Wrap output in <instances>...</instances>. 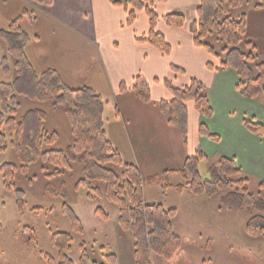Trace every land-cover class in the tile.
Listing matches in <instances>:
<instances>
[{
	"label": "trees",
	"instance_id": "obj_1",
	"mask_svg": "<svg viewBox=\"0 0 264 264\" xmlns=\"http://www.w3.org/2000/svg\"><path fill=\"white\" fill-rule=\"evenodd\" d=\"M40 5H49L51 0H31ZM111 5L121 7L126 12L125 23L130 25L138 11H144L148 20V32L141 41L169 54L171 46L165 37L155 30L160 19L167 25L183 27L185 16L179 12L163 16L155 11V4L163 0H108ZM244 0H200L196 8V18L191 25L193 44L203 48L217 64L207 63L210 70L231 69L237 76L236 89L247 98H256L264 93V55L254 52L252 44L245 38V15L236 18L232 10L243 5ZM255 8H264V0H257ZM30 17V15H29ZM215 36L223 46L216 49L206 39ZM0 39L7 47L12 59L13 76L8 81L0 80V152L8 147L14 150L17 163L3 162L0 165L2 186L14 197L17 213L22 215L26 207L25 193L16 184L17 172L24 173L38 162L49 165L53 171L49 177L59 176L73 170L78 164L81 176L75 187L86 188V196L91 201L105 199L117 207L116 224L119 229L129 233L133 245L134 264H152L153 254L171 259L180 249L181 240L174 232L173 220L177 209L164 207L162 203L147 202L143 188L145 185L159 183L161 189H174L178 194L187 192L192 196L212 197L221 193L222 206L233 211H248L245 233L249 237L264 234V182L259 183V191L253 194L248 189L249 179L237 165L234 157L220 155L210 162L207 175L200 172V162L207 160L201 150L184 158L180 167L164 170L159 175L143 177L138 166L125 161L119 150L107 138L104 129L103 111L106 102L92 88L82 85H67L53 69L37 72L25 54L30 37L19 25V18L10 21L6 29H0ZM6 58L2 56V72L7 74ZM11 71V70H10ZM175 94L172 101H161L160 111L166 114L182 112V100L192 99L195 108L204 117L212 114V108L205 87L195 79L180 88L166 84ZM120 91L125 90L120 84ZM137 99L151 102L148 83L141 76L132 79L129 89ZM19 97L42 102L52 101L62 109L71 141L63 148H53L59 141L58 130L46 127L47 113L41 108H28L19 114ZM182 120V118H181ZM168 123H172L170 119ZM245 129L256 136L264 135V126L254 120H243ZM183 130V127L181 128ZM200 135L218 140V135L210 132L204 123L198 126ZM177 174L181 182L172 184L170 175ZM45 194L62 201L60 213L70 225L71 233L48 230L50 245L54 254L39 253L43 264H100L91 259L84 243H80L77 261L70 258L73 236L83 234L84 227L74 209L66 201L64 185L59 188L45 185ZM33 214L46 210L31 207ZM94 214L103 220L109 215L100 206ZM35 229L24 226L21 241L28 248L38 245ZM105 261L116 264L115 254H106Z\"/></svg>",
	"mask_w": 264,
	"mask_h": 264
},
{
	"label": "crops",
	"instance_id": "obj_2",
	"mask_svg": "<svg viewBox=\"0 0 264 264\" xmlns=\"http://www.w3.org/2000/svg\"><path fill=\"white\" fill-rule=\"evenodd\" d=\"M21 1L23 3L29 1L36 8V13L32 14L34 17L30 15L32 26L37 22L35 17L38 12L47 19L44 28L41 27L43 30L33 29V34L26 31L30 40L25 47V54L34 70L40 72L48 68L53 69L69 85L70 81L68 80L72 78L69 75L70 61L63 66L61 58L69 59L71 54L70 51L62 47L61 50H58L59 41L64 42V40L53 37L55 27L58 28V31H64L68 39L70 37L71 40L85 41L96 51L99 59L90 66L91 73L95 78L92 80L94 89L90 88L96 92L100 90L105 92L108 99L104 111L109 101L113 102L115 109L112 113V124L108 128L105 126L106 120L104 121L107 138L119 150L125 161L138 166L143 177L159 175L164 170L180 167L185 155L170 150L161 140L160 137H164L163 131L168 133L172 130L167 126L157 106L152 102L140 101L129 89L132 79L136 74H140L141 69H144L146 72H150L149 76L142 75V77L149 85L152 101L170 98L171 94L162 81L160 82L159 74L169 73L173 64L186 74L185 76L173 74L180 79V82L176 83L186 86L191 79L202 83L212 108L211 116L204 117L195 108L192 101L188 102L186 122L189 125L187 132L189 137L186 144L189 154L194 155L197 150H201V143L205 145L211 144V141H218L221 143V148H215L214 152L234 157L246 177L251 173H255L254 175L259 177L264 172V135L256 136L247 131L243 125L244 119H252L264 126V93L256 98H247L236 89L238 78L234 71L207 68V63L217 64V62L203 48L193 44L191 33V25L196 18V8L200 0H164L155 4V11L159 15L179 12L185 16V23L181 28L167 25L163 19L157 22V24L160 23L158 32L171 46L167 55L149 43L141 41L149 29L144 11H138L133 23L127 25L125 23L126 12L123 8L111 5L108 0H51V4L45 6L31 0ZM59 4L70 6L77 13L81 10L85 11L86 16L91 14V20H87V17H85L86 19L82 17L75 19L77 24L86 25V30L90 32H83L82 28L74 27L71 12L75 11L60 13ZM254 5H248L241 11L245 15V38L252 44L255 53L264 55V8H255ZM107 12L114 18H107ZM24 17L28 18L29 16H20L19 22H22ZM13 19L15 18L11 20ZM111 30L112 32L117 31L120 38L114 40L115 34ZM117 39L121 42V47L117 45L119 44ZM120 67L123 74L118 69ZM127 69L129 70L128 74L124 73L127 72ZM66 76L69 78L65 80ZM120 84H124V91L119 90ZM102 91L99 94L103 98ZM129 106L134 111H130ZM148 107H152V109ZM137 109L138 113L135 112ZM200 123H204L210 132L218 135V140L200 135L198 131ZM177 135L179 134L177 133ZM174 175L177 174H171L170 177ZM178 195L190 194L183 192ZM218 195L221 196V194ZM213 212L222 214L233 212V210L220 206ZM234 212L238 213V211ZM219 224L218 220H204L205 228L211 232V238H209L211 249L217 236L215 234ZM230 239L227 240V243L225 242L228 248L232 247L233 243V238ZM263 239L264 234L256 237L246 235V238L237 239L235 244L237 250L241 252L264 253V246L260 248L258 244V241H263ZM228 260L230 261V259ZM116 264H121L118 259ZM226 264L229 263L226 262Z\"/></svg>",
	"mask_w": 264,
	"mask_h": 264
},
{
	"label": "rangeland",
	"instance_id": "obj_3",
	"mask_svg": "<svg viewBox=\"0 0 264 264\" xmlns=\"http://www.w3.org/2000/svg\"><path fill=\"white\" fill-rule=\"evenodd\" d=\"M256 2L257 0H244L241 7L232 10V17L236 18L248 5L255 4ZM55 7H57V4H55ZM59 7L60 13L75 11L65 4H59ZM35 10L36 8L32 6L29 1L23 3L21 0H8L6 2L0 0V29H6L12 18L34 15L36 13ZM79 12H71L72 25L82 28L83 32H90L86 30V25L77 24L75 19L80 17L86 19L85 17H87V20H91V14H87L86 16L84 14L85 11L81 10ZM33 15L32 17H34ZM160 15L163 16L162 14ZM32 17H24L22 22H19V25L29 34H33V29L39 31L43 30L41 27L43 26L44 28L45 20H47L44 15L38 12L35 17L37 18V22L32 26ZM106 17L110 19L114 18L109 12H107ZM158 24L155 26L156 31L160 29ZM112 33L115 34L114 40L120 38L118 37L120 35L117 31ZM53 37L63 38L64 42L59 41L58 50H61L62 47L70 51L71 54L69 59L61 58L63 60V66L70 61L69 64L71 66H69V75H71L72 78L68 80L70 81L68 82L69 86L78 87L86 85L93 88L94 84H92V80L95 78L93 76L94 74L91 73L90 66L95 64L99 59L96 51L85 41L71 40L70 37L68 39L66 33L61 30L58 31L57 27H55V35ZM206 41L217 50L223 46L222 42L218 41L215 36H209ZM117 43H119L117 44L119 47L122 46L118 39ZM2 56L6 58L5 65L8 66V72L4 74L0 64V80L8 81L13 76L12 59L7 53L6 44L0 39V62ZM118 69L123 74L122 68L120 67ZM128 72L129 70L127 69V72L124 73L128 74ZM169 73L163 72L159 74L160 82L162 81V84L167 88L171 97L165 100L151 101L157 106L158 110H160L159 105L161 101L170 102L172 99H175V94L167 87V83H170L173 88L183 87V85L177 84L180 82V79L175 75L185 76L186 74L174 64L170 67ZM142 75L149 76L150 72L148 73L144 69H141L140 74H136L135 76L142 77ZM68 76L65 77V80L69 78ZM154 84L157 85L155 82ZM95 87L97 90V86ZM102 93L104 95V101L107 102L108 98L105 92L102 91ZM190 101L193 102L190 98L182 100L181 113L177 112L172 114L169 109L166 111V114L161 112L164 121L167 126L171 128L172 132L167 133L163 131L164 137H159L170 150H173L175 153L178 152L179 154L184 153L185 157L190 155L188 145L186 144V140L189 137L187 133L189 125H187L186 117L188 114V102ZM19 102V114L33 107L41 108L46 111L48 115L46 122L47 129L49 131L58 130L60 133L59 141L53 148H63L71 141V134L69 133L67 121L60 107L54 106L50 100L36 102L25 97H19ZM107 105L104 111V121L106 120L105 126L108 128V126L112 124V113L115 109L113 102L109 101ZM148 108L152 109V107ZM129 110L134 111L131 106H129ZM135 112L138 113L139 110L137 109ZM168 119L173 122L168 123ZM182 127L183 130L181 129ZM176 132L179 135H177ZM178 139H180L181 142L178 141ZM200 147L201 152L206 155L207 160H202L199 168L201 174L206 176L209 163L214 162L220 156V154L214 152V149L221 148V143L218 141H211V144L207 143L203 145V143H201ZM3 162H18L14 150L10 147L4 152H0V165ZM73 166L74 168L72 171L54 177L48 176V174L52 173L53 169L43 162H38L30 166L24 173L17 172L16 184L24 191L27 204L22 215L17 213L14 197L11 192L3 188L0 174V264H43L44 262L40 259L39 253H55L50 245V233L48 230H60L71 233L69 223L60 213L62 201L44 192L45 185L47 184L55 188L64 185L66 190V201L74 209L84 227L83 234L79 235L72 233L73 243L69 253L71 259L77 261L79 246L80 243L83 242L90 253L91 259L97 261V263L109 264L105 261L104 256L112 253L115 254L121 264H134L132 238L129 233L121 231L116 224L117 207L105 199L91 201L86 196V188L75 187L77 180L81 176V167L78 164ZM254 174L255 173H251L247 175L249 179L248 189L250 192L257 195L259 183L264 182V172H262L259 177ZM170 182L172 184L179 183L181 182V178L178 175H174L170 177ZM222 192L224 193L225 191ZM221 193L219 192L218 194ZM143 194L147 202H158L162 203L164 207H174L177 209L176 217L173 220V229L181 240L180 249L171 259L168 260L157 254H153L151 257L152 264H226V262L229 264H264V253L241 252L237 250L238 248L235 244L237 239L241 237L246 238L244 228L250 216L248 211H238V213L233 211L219 214L213 212L222 206L219 195H214L213 197H206L203 195L197 197L192 195L180 196L174 189L163 191L159 183L145 185ZM260 196L264 197V192H262ZM98 206L108 213V220H103L94 214V210ZM31 207H42L46 211L40 214H33L29 211ZM206 219L220 221L212 249L209 246L211 232L204 226V220ZM24 226H31L35 229L36 238L38 239L37 247L28 248L21 241ZM230 238H233V243L232 247L228 248L225 242L227 243V240ZM258 244L260 248L263 247L264 239L263 241L259 240ZM228 259H230V261Z\"/></svg>",
	"mask_w": 264,
	"mask_h": 264
}]
</instances>
